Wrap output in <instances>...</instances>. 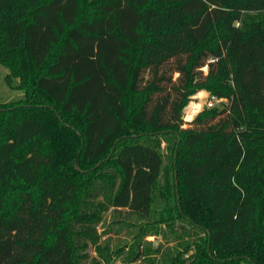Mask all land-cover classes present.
<instances>
[{"label": "trees", "instance_id": "16d2710c", "mask_svg": "<svg viewBox=\"0 0 264 264\" xmlns=\"http://www.w3.org/2000/svg\"><path fill=\"white\" fill-rule=\"evenodd\" d=\"M0 63V264H111L109 207L133 260L264 264V0H0Z\"/></svg>", "mask_w": 264, "mask_h": 264}, {"label": "rangeland", "instance_id": "374dc122", "mask_svg": "<svg viewBox=\"0 0 264 264\" xmlns=\"http://www.w3.org/2000/svg\"><path fill=\"white\" fill-rule=\"evenodd\" d=\"M207 69L204 68V72ZM18 70L14 67L13 69L4 67L0 63V103L10 104L22 101L24 98V90L21 88V79ZM209 101L213 102L211 107L207 106ZM227 103V99H212L211 95L206 90H201L192 96L189 102L182 109V117L185 121L193 119L199 112L204 109H220ZM186 126V125H184ZM162 150L165 151V143L162 144ZM170 198H171V194ZM164 201L157 194V199L152 204L153 210H159L163 207ZM122 215V214H121ZM120 219H122L120 221ZM119 220V222H118ZM137 215L120 216V213L115 211L112 207H109L102 214V220L98 222L95 227L97 232L100 234V241L102 243L108 242L111 248H120L123 250L117 256H113L111 264H146L141 259L133 260L135 251L133 248L136 247L132 244V236L135 233L134 227H130L129 223H139ZM179 223L176 224L174 230L179 231ZM154 234L145 236L141 243L144 247H154V241L157 239L156 246H161L162 249L173 246L175 242L173 237L169 233V228L161 226L158 233L155 234V230H152ZM133 246V247H132ZM88 253L90 256H95L96 253L93 248L89 246Z\"/></svg>", "mask_w": 264, "mask_h": 264}, {"label": "built area", "instance_id": "2783aa9c", "mask_svg": "<svg viewBox=\"0 0 264 264\" xmlns=\"http://www.w3.org/2000/svg\"><path fill=\"white\" fill-rule=\"evenodd\" d=\"M211 98L212 99H215V100H217V99H221V98H216V97H214V96H211ZM213 105V102L212 101H209L208 103H207V106L208 107H211Z\"/></svg>", "mask_w": 264, "mask_h": 264}, {"label": "water", "instance_id": "95a60500", "mask_svg": "<svg viewBox=\"0 0 264 264\" xmlns=\"http://www.w3.org/2000/svg\"><path fill=\"white\" fill-rule=\"evenodd\" d=\"M176 156V152L174 153V157ZM101 162H99L97 165H99ZM175 176H176V171H175ZM156 244H157V239H155V241H154V246H156Z\"/></svg>", "mask_w": 264, "mask_h": 264}]
</instances>
